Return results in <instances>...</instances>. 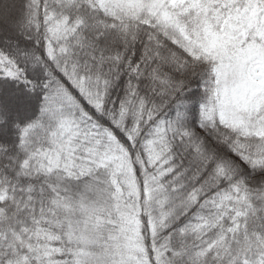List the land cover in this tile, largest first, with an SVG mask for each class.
<instances>
[{
	"label": "snow or ice",
	"instance_id": "1",
	"mask_svg": "<svg viewBox=\"0 0 264 264\" xmlns=\"http://www.w3.org/2000/svg\"><path fill=\"white\" fill-rule=\"evenodd\" d=\"M0 264H264V0H0Z\"/></svg>",
	"mask_w": 264,
	"mask_h": 264
}]
</instances>
